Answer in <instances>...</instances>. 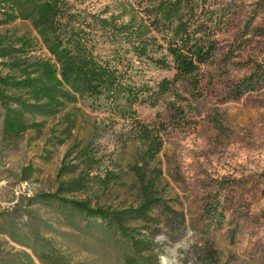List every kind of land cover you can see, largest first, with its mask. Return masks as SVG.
Masks as SVG:
<instances>
[{
  "label": "trees",
  "instance_id": "16d2710c",
  "mask_svg": "<svg viewBox=\"0 0 264 264\" xmlns=\"http://www.w3.org/2000/svg\"><path fill=\"white\" fill-rule=\"evenodd\" d=\"M206 2L111 0L94 10L72 0H0V29L21 21L35 31L0 32L3 139L17 142L29 130L43 132L42 117L58 120L48 141L68 144L57 190L29 197L50 207L58 226L37 214L33 222L23 220L19 205L0 211V234L24 247L14 250L0 240V264H90L74 258L72 243L101 251L105 264H160L156 236L163 224L177 222L180 235L184 216L163 202L161 169L149 166L162 148L160 128L141 120L137 106H156L178 80L199 90L201 67L214 62L216 35L226 20ZM151 68L172 70L173 76L155 79ZM263 72L255 67L230 89L231 96L254 90ZM94 112L105 117L87 119ZM105 120L129 121L123 146L141 144L140 161L130 165L140 195L136 204L103 200L123 171L117 160H106L100 142L109 131ZM76 192L85 196L68 195ZM218 207L210 203L205 211L217 218Z\"/></svg>",
  "mask_w": 264,
  "mask_h": 264
},
{
  "label": "rangeland",
  "instance_id": "374dc122",
  "mask_svg": "<svg viewBox=\"0 0 264 264\" xmlns=\"http://www.w3.org/2000/svg\"><path fill=\"white\" fill-rule=\"evenodd\" d=\"M72 1L98 10L111 0ZM208 4L224 12L226 20L216 35L214 62L201 67L199 90L193 92L187 81L178 80L173 92L165 93L156 106H137L141 120L160 128L162 148L149 166L161 169L163 202L184 216L180 235L178 222L161 226L156 236L159 263L264 264V75L254 90L239 98L230 94L255 67L264 70V0H207ZM6 28L18 35H35L28 22L18 21ZM148 75L171 78L173 71L151 68ZM1 113L0 108V211H13L19 205L23 220L33 222L37 214L57 227L56 213L29 197L57 190V173L68 145L48 141L58 120L40 117L43 132L29 130L17 142H6ZM103 117L94 112L87 119L100 121ZM101 124L109 128L100 141L106 160H117L123 169L118 184L103 200L136 204L140 195L130 165L140 161L141 144L129 141L123 146L129 121L105 120ZM68 195L85 196L81 192ZM217 202L219 216L215 218L205 207ZM0 240L14 250L24 249L7 235L0 234ZM72 245L75 259L105 264L101 251L87 252Z\"/></svg>",
  "mask_w": 264,
  "mask_h": 264
},
{
  "label": "bare ground",
  "instance_id": "6f19581e",
  "mask_svg": "<svg viewBox=\"0 0 264 264\" xmlns=\"http://www.w3.org/2000/svg\"><path fill=\"white\" fill-rule=\"evenodd\" d=\"M171 254H173V255H175V252H172ZM172 256V255H171ZM170 262H174L173 261V259L170 257L169 259H168Z\"/></svg>",
  "mask_w": 264,
  "mask_h": 264
}]
</instances>
